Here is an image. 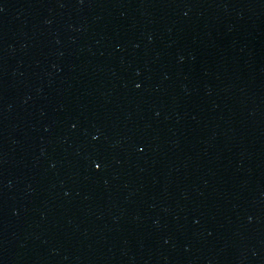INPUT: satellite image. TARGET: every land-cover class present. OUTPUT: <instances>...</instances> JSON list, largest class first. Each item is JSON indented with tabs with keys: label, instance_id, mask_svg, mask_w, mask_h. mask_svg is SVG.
<instances>
[{
	"label": "water",
	"instance_id": "water-1",
	"mask_svg": "<svg viewBox=\"0 0 264 264\" xmlns=\"http://www.w3.org/2000/svg\"><path fill=\"white\" fill-rule=\"evenodd\" d=\"M0 264H264V0H0Z\"/></svg>",
	"mask_w": 264,
	"mask_h": 264
},
{
	"label": "snow or ice",
	"instance_id": "snow-or-ice-1",
	"mask_svg": "<svg viewBox=\"0 0 264 264\" xmlns=\"http://www.w3.org/2000/svg\"><path fill=\"white\" fill-rule=\"evenodd\" d=\"M97 167H100V165H99V164H97Z\"/></svg>",
	"mask_w": 264,
	"mask_h": 264
}]
</instances>
